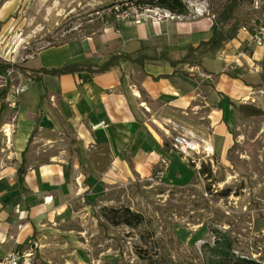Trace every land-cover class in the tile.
Wrapping results in <instances>:
<instances>
[{"label":"crops","instance_id":"1","mask_svg":"<svg viewBox=\"0 0 264 264\" xmlns=\"http://www.w3.org/2000/svg\"><path fill=\"white\" fill-rule=\"evenodd\" d=\"M211 26V17L192 9L187 16L159 23L145 15L118 20L102 25L90 37L38 51L28 68L99 67L113 54H135L143 47L150 57L165 55L177 61L191 47L209 40ZM249 40L248 30L240 29L221 49L203 53L200 66L173 67L158 60L139 70L122 62L100 74L43 76L37 84L25 80L26 90L18 95L13 116H7L8 109L1 115L0 256L18 248L33 253V264L42 260L44 236L37 238L40 214L62 210L71 154L73 170L103 179L147 178L161 163L169 170L174 166L164 142L166 133L174 130L169 123L195 131L201 122L212 128L211 140L221 156L236 142L228 131L240 118L232 105L253 106L257 92L264 45L255 47ZM37 86L41 92L38 89L30 99L28 93ZM62 138L68 141L66 147L53 149ZM206 144L214 157V146ZM22 163L25 173L19 184Z\"/></svg>","mask_w":264,"mask_h":264},{"label":"rangeland","instance_id":"2","mask_svg":"<svg viewBox=\"0 0 264 264\" xmlns=\"http://www.w3.org/2000/svg\"><path fill=\"white\" fill-rule=\"evenodd\" d=\"M182 1L195 13L211 17L208 0ZM112 2L0 0V62L33 67L28 61L38 51L84 38L87 25L98 30ZM255 2L259 6L262 1ZM122 6L127 10L118 14L119 20L145 15L159 23L175 18L162 9L135 3L123 2L115 9ZM248 32L252 46L264 45H254ZM258 79L253 106L264 111V60ZM6 80L8 96L26 85L19 70H8L0 73V93ZM41 88H33L29 98ZM17 99L18 95L13 109L7 105L11 111L7 116L15 113ZM169 124L174 130L166 133L164 142L174 166L169 170L161 163L147 178L103 179V175L73 170L75 159L72 154L68 157L62 210L40 214L42 230L37 238L44 236V243L37 264H204L201 248L212 245L217 233L229 235L237 257L264 261V117L235 120L228 131L236 142L221 156L211 140V127L200 122L195 131H188ZM176 136L198 143L199 152L189 157L178 153L172 147ZM208 141L214 146V157L202 150L208 148ZM67 144L62 138L53 149L60 151Z\"/></svg>","mask_w":264,"mask_h":264},{"label":"trees","instance_id":"3","mask_svg":"<svg viewBox=\"0 0 264 264\" xmlns=\"http://www.w3.org/2000/svg\"><path fill=\"white\" fill-rule=\"evenodd\" d=\"M139 1V3H138ZM261 5L253 7L254 0H208L209 15L212 17L211 36L209 40L199 43L196 47L187 50L184 56L177 61H170L165 55H159L156 58L144 54L142 51L145 47L135 54L119 53L113 54L109 59L99 67H90L87 65H71L53 69L40 68L29 70L21 68L14 64L0 62V73L5 75L8 70H19L20 73L30 83H40L43 76L60 77L71 75L78 72H87L90 74L105 73L112 68L119 67L120 63L128 62L139 70H143L148 61L163 60L169 62L173 67L177 64H188L190 66H200L198 58L205 52H215L221 49L225 44L234 39L240 29L251 30L255 20L264 17V0ZM123 2L142 7L158 8L171 13L174 16H187L189 9L182 0H113L110 7L112 8L107 14L103 15L99 21V26L104 24H116L117 16L127 10L126 7L117 8ZM120 3V4H119ZM116 4V5H115ZM246 7V9H244ZM244 9V13L239 15V10ZM84 37H90L96 32L97 28L87 25L84 29ZM67 42L56 43L49 47H57ZM10 91V83L6 80V85L0 93V123L1 115L7 110L6 98ZM237 115L241 118L264 117V111L252 105L242 104L239 106L232 105ZM37 131L35 126L32 135ZM31 135V137H32ZM166 149V148H165ZM24 163L18 169V182H23L25 173ZM204 258V264H264V261H254L251 259L237 257L233 253V244L228 234L217 233L212 245L204 244L201 248Z\"/></svg>","mask_w":264,"mask_h":264},{"label":"built area","instance_id":"4","mask_svg":"<svg viewBox=\"0 0 264 264\" xmlns=\"http://www.w3.org/2000/svg\"><path fill=\"white\" fill-rule=\"evenodd\" d=\"M254 4V6L258 7L257 2H255ZM119 16L120 15L117 16L118 20ZM168 16H172V14L168 13ZM251 33L252 43L256 46H262L264 44V17L253 22ZM25 90V85L18 89L11 90L10 98H6V103L9 108L13 109L15 107V96L19 95ZM198 145V143L190 141L184 136H176L172 141V147L174 148V150L182 154L184 157H189L190 154L198 153ZM202 150L206 154L208 153L209 156L208 148L203 147ZM0 264H33V253L29 250L15 248L0 256Z\"/></svg>","mask_w":264,"mask_h":264}]
</instances>
